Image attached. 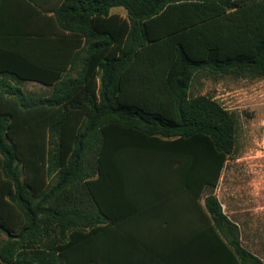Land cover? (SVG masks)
Instances as JSON below:
<instances>
[{"label":"trees","instance_id":"16d2710c","mask_svg":"<svg viewBox=\"0 0 264 264\" xmlns=\"http://www.w3.org/2000/svg\"><path fill=\"white\" fill-rule=\"evenodd\" d=\"M23 1L50 30L0 34V264H195L226 255L264 264L239 245L214 195L238 118L210 96L188 95L199 68L264 78V0H50L52 15L38 9L47 1ZM114 7L126 21L113 16L111 33L98 31L96 19ZM35 43H53L52 62L32 60ZM27 82L49 90L30 93ZM157 171L197 201L194 241L164 238L158 223L131 231L141 214L135 187L159 200Z\"/></svg>","mask_w":264,"mask_h":264},{"label":"crops","instance_id":"0c3cea01","mask_svg":"<svg viewBox=\"0 0 264 264\" xmlns=\"http://www.w3.org/2000/svg\"><path fill=\"white\" fill-rule=\"evenodd\" d=\"M43 1H47V6L46 8H38L39 11L46 15H52V5L50 4V2H48L50 0ZM117 8L119 7L112 8L108 17H99L96 19L98 31L103 30L111 33V26L114 25L112 19L117 20V18L113 17L114 15L118 14L116 11ZM119 20L120 22L122 21L121 19ZM49 26V23H47V21L42 16L34 13V11L26 4L25 1L0 0V34L7 33L12 37V39L15 40V38L13 37H16L21 33L22 35L27 34L28 31L47 33L50 30ZM10 47L16 50H22L24 48L26 49L25 45H18L16 43H13V45H10ZM31 50L32 52H30V54L32 56V60L35 62H52L54 59L53 43H35L31 46ZM112 51H114V47H109L104 52V56H111ZM45 88L48 89L47 87ZM153 174H163L160 175L163 178H160L159 180L154 179L155 181L159 182L153 187V190H157L160 194L159 200H156L155 196H153L152 199L146 198L144 196L146 192L143 191L141 187H135L137 190L132 196L133 206L137 205V207H140L139 212L141 214H135V217H133L134 219L131 220V223L133 224L131 226L133 228L131 231L136 232L138 229H140L141 231L145 230L144 225H148V231H150L153 227L150 224L158 223L159 225H161L158 226L160 229L159 234H162L164 238L165 236H167L172 240H181L182 238H186L188 239V241H194L195 235L197 233L195 225H197L198 218H202L203 221V215L199 210L198 203L194 199V196H192L191 192L186 189L184 185L171 184V179L166 178L168 175H165L169 174V172L167 173L157 171V173L154 172ZM221 180L222 175L220 181ZM140 181V179L135 180V182ZM252 186L253 188H255L254 184H252ZM219 190L220 184H218V186L216 187L214 195L220 202L223 214L232 224L236 226V238H238L239 245L243 249L248 251L251 255L258 258L262 263H264V228L261 227V224H264V217L260 218L254 215L255 213H252L250 217L236 215L237 212L235 211V209L230 206L228 202H224L221 200L220 196L218 195ZM209 192L210 191L205 190L201 194L199 204L203 208H205V199L209 195ZM147 200H149L148 203L151 207L148 212L143 214V211L145 209L144 203ZM151 200L153 202L157 201V203H153L151 202ZM254 203L252 204V208L248 209L251 210V212H255V209H264V206L261 207L260 202H257L256 205ZM255 222H259L260 226H255ZM164 225L170 226L164 228ZM180 245L181 243L178 244V252L176 253V255H180L184 250L182 249L183 245ZM188 250L189 253L193 255L195 252V246H188ZM191 251L194 252L191 253ZM201 260L203 262L202 264H234L229 255L222 256L220 258L206 256L202 259H198L197 257H195L191 262L197 264V262Z\"/></svg>","mask_w":264,"mask_h":264},{"label":"rangeland","instance_id":"374dc122","mask_svg":"<svg viewBox=\"0 0 264 264\" xmlns=\"http://www.w3.org/2000/svg\"><path fill=\"white\" fill-rule=\"evenodd\" d=\"M116 11L118 14L114 16L126 21V10L119 7ZM112 21L115 24L116 19ZM23 87L36 94L48 91L34 82ZM188 95L210 96L237 116V143L222 171L218 195L235 209L236 215L250 217L255 213L264 217L263 208L248 210L254 202L264 206V78H242L230 72L199 68L194 71ZM254 224L260 226L259 222ZM261 227L264 228L263 223Z\"/></svg>","mask_w":264,"mask_h":264}]
</instances>
